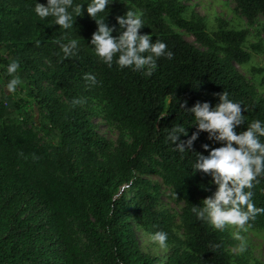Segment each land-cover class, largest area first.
<instances>
[{
  "label": "trees",
  "instance_id": "1",
  "mask_svg": "<svg viewBox=\"0 0 264 264\" xmlns=\"http://www.w3.org/2000/svg\"><path fill=\"white\" fill-rule=\"evenodd\" d=\"M125 1L128 5L113 3L106 9L105 23L116 29L113 36L120 31L116 18L136 9L143 13L146 25L141 34L152 35L153 42L161 40L173 52V59L157 61L158 68L150 77L141 71L120 70L115 63L110 68L95 56L91 39L97 24L87 15V5L70 33V38L80 41L78 54L64 59L55 43L64 32L58 25L50 26L48 20H39L35 0H0V264H46L23 243L35 246L44 235L33 226L13 221L11 200L22 198L30 203L38 199L46 208L64 214L104 262L153 264L139 249L128 221L130 206L145 220L150 233L167 232V223L157 210L159 187L136 178V172L160 175L184 203L183 214L192 225L187 243L194 256L175 259L174 264H231L226 247L235 241L226 231L211 230L191 212L192 206L202 204L194 185L212 194L216 190L210 175L193 174L194 153L207 156L203 145H210V150L222 145L202 132L192 151L181 154L167 136L174 125L181 124L189 133L180 138L186 142L196 127L194 118L185 112L197 103L209 102L215 107L223 92L246 109L242 113L246 123L237 132L246 130L254 120L264 121V100L257 98L255 87L233 66L250 61L244 50L246 32L229 30L220 20L217 32L210 35L200 14L184 17L187 7L180 0ZM232 1L250 24L258 15L264 17V0ZM36 2L47 5V0ZM165 19L192 35L205 50L172 31ZM253 48L260 50L259 46ZM13 59L20 62L18 74L23 84L15 94L5 90V95L3 85L10 79L5 75L6 66ZM252 72L263 75L264 82V69L253 68ZM86 74L96 76L98 85L90 86ZM44 83L59 90L63 100L48 93ZM93 88L104 97L110 119L126 128L131 138L130 144L121 143L119 159L111 166L98 163L96 151H105L107 143L94 131L89 113L81 104L72 105L74 98L81 99ZM29 124L37 126L49 145L55 167L34 133L25 128ZM76 147L85 163L87 181L75 165ZM56 169L67 179L59 178ZM123 185L134 189L130 200L120 198ZM12 188L15 193L11 195ZM253 200L257 207H264V179L253 189ZM255 226L264 228V215L252 222L251 228ZM53 245L65 248L72 264L78 263V249L67 236L54 240Z\"/></svg>",
  "mask_w": 264,
  "mask_h": 264
},
{
  "label": "clouds",
  "instance_id": "2",
  "mask_svg": "<svg viewBox=\"0 0 264 264\" xmlns=\"http://www.w3.org/2000/svg\"><path fill=\"white\" fill-rule=\"evenodd\" d=\"M115 0H47V5L35 0L34 12L41 21H49L58 25L64 35L55 40L64 59L78 54L80 41L70 38L71 30L77 17L84 14L87 5V15L97 24V31L91 39L92 50L97 58L108 67L115 63L120 70L130 69L141 71L146 76H152L158 68L157 61L161 58L173 59V52L168 50L166 43L159 39L152 41V35L141 34L145 21L140 11L128 10L124 16H118L119 35L113 36L115 28L105 23L109 12L106 10ZM51 18V19H49ZM67 41L66 43L64 41ZM20 62L13 59L7 66L5 75L10 77L3 85V93L15 94L23 81L18 74ZM85 81L90 86H97L96 76L86 74ZM6 95V94H5ZM219 103L213 107L209 102L197 103L187 110L194 118L196 131L186 142L182 136L189 135L187 128L181 124L174 125L168 133L167 141L176 145L174 150L181 154L189 153L200 133H207L208 140L222 145L211 148L203 145L207 156L194 153L192 165L193 174L203 172L210 175L216 186L214 194L202 201L201 206H192L191 212L197 220L207 224L214 230H232V238L239 243L235 252L243 254L247 251V239L243 235L252 227L257 216L264 215V207H257L253 200V189L264 179V121H252L246 130L237 129L246 123L242 114L246 109L241 104L229 98L227 92L218 96ZM84 103L74 98L72 105ZM183 107V106H182ZM179 141V143H177ZM150 240L160 249L169 247L168 233L157 231L149 234ZM214 247L219 248V245Z\"/></svg>",
  "mask_w": 264,
  "mask_h": 264
},
{
  "label": "rangeland",
  "instance_id": "3",
  "mask_svg": "<svg viewBox=\"0 0 264 264\" xmlns=\"http://www.w3.org/2000/svg\"><path fill=\"white\" fill-rule=\"evenodd\" d=\"M180 1L187 7L184 17L190 19L192 13L200 14L204 18L207 32L210 35L217 32L220 20L226 23V27L229 30L246 32L244 50L250 55V61L246 64H234L233 66L248 83L255 87L257 98L264 100L263 75L252 72L253 68L264 69V17L258 15L254 23L250 24L236 9V5L232 0ZM114 3L128 5L125 0H115ZM134 11L137 10L134 9ZM165 21L172 31L179 34L196 48L202 51L205 50L196 42L192 35L175 27L168 19H165ZM256 46H259L260 50L253 48ZM219 55L222 56L221 53ZM43 88L54 98L63 100L59 90L51 85L44 83ZM81 100L84 101L81 107L89 113L94 131L107 143L105 151H96L98 163L104 166H111L119 159L121 143L123 141L128 144L131 143L129 132L126 128L110 119L107 103L97 88H93L88 94H84ZM36 127L35 124L25 126V128L34 133L37 144L46 149L48 160L55 167L54 155ZM75 152V165L87 181L85 163L79 147H76ZM56 173L59 178L67 179L63 171L56 169ZM134 175L136 178H143L152 185L159 187L157 210L167 223L169 236V247L167 250L160 249L150 240L149 234L151 233L145 220L139 213L133 211L130 206L131 213L128 221L134 228L140 251L152 259L153 264H174L175 259L183 260L194 256V252L187 243V232L192 225L183 214V201L176 195L173 188L164 182L160 175L149 172H136ZM193 190L201 202L213 195L195 185ZM133 191L134 189H131L128 185H123L120 198L125 197V201L130 200ZM14 193L15 190L12 188L10 194ZM39 202L38 199H35L30 203L25 198L11 200L14 223L16 225L33 226L44 235V240L37 242L35 246H31L29 241H23L25 246L34 250L46 264H72L64 250L65 248L53 245L54 240L59 239L61 236H67L78 249L79 261L77 264H108L99 257L96 248L78 232L69 218L60 212L57 213L46 208ZM82 204L84 211L87 212L88 206L86 202L82 200ZM210 229L216 231L211 227ZM225 231L232 238V230L228 229ZM243 235L246 236L248 244L245 253L239 254L235 252V247L239 242L233 238L235 244L226 247L231 264H264V228L255 226ZM168 259L169 261L167 262Z\"/></svg>",
  "mask_w": 264,
  "mask_h": 264
}]
</instances>
